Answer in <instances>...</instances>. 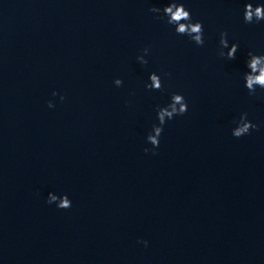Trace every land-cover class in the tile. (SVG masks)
Segmentation results:
<instances>
[{
    "label": "water",
    "instance_id": "95a60500",
    "mask_svg": "<svg viewBox=\"0 0 264 264\" xmlns=\"http://www.w3.org/2000/svg\"><path fill=\"white\" fill-rule=\"evenodd\" d=\"M178 2L203 47L149 11L170 0H0V264H264V91L244 80L264 0ZM173 93L189 110L145 153ZM243 113L259 130L237 139Z\"/></svg>",
    "mask_w": 264,
    "mask_h": 264
},
{
    "label": "clouds",
    "instance_id": "9594fccd",
    "mask_svg": "<svg viewBox=\"0 0 264 264\" xmlns=\"http://www.w3.org/2000/svg\"><path fill=\"white\" fill-rule=\"evenodd\" d=\"M149 11L156 14L157 19L165 20L168 25L174 26L177 35L187 36L197 46H204V25L199 21L193 22L191 12L186 10L183 3L178 2V0H170V3L163 9L152 7ZM244 22L246 24L264 22V4L254 6L251 2L247 3L244 8ZM220 46L221 49H229L226 54L223 51L220 52V55H226L228 60H234L236 58V53L240 47L238 43L229 46L227 32H222L220 34ZM149 54L150 49H143V55L137 57L138 62L142 65H147L148 60L145 59V57ZM246 66L249 71L244 74L245 87L248 90L249 95L255 96L258 88L261 91H264V55H256L253 52H249ZM149 79L150 83L146 85L148 90L161 91L163 89L162 79L155 72L150 74ZM114 83L117 87L123 86V81L121 79H116ZM56 95H59V93L54 92L53 96ZM60 100L63 102L65 97L60 96ZM48 107L54 108L55 104L52 101H49ZM188 110V102L185 97L176 93H173L171 102L166 107H158L157 119L159 124L153 125L152 133L147 136V142L150 143L153 148H145V153L151 152L155 155V149L160 145V137L163 134L166 123L177 116L186 115ZM253 130L258 131L259 126L251 123L248 120V114L243 113L240 117L238 126L233 129L232 134L235 138L239 139L245 135H250ZM47 203H55L57 204V207L62 210H67L72 207V202L67 195L58 197L57 195L50 193ZM140 243H143L145 247L148 246L147 241L142 240Z\"/></svg>",
    "mask_w": 264,
    "mask_h": 264
}]
</instances>
